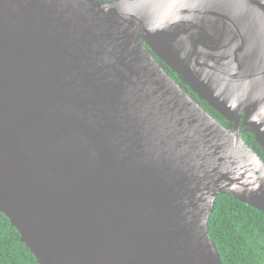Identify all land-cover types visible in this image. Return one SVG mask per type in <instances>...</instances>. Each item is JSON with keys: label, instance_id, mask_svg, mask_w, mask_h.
I'll return each mask as SVG.
<instances>
[{"label": "water", "instance_id": "1", "mask_svg": "<svg viewBox=\"0 0 264 264\" xmlns=\"http://www.w3.org/2000/svg\"><path fill=\"white\" fill-rule=\"evenodd\" d=\"M221 194L264 212V0H0V211L38 264H223Z\"/></svg>", "mask_w": 264, "mask_h": 264}, {"label": "trees", "instance_id": "2", "mask_svg": "<svg viewBox=\"0 0 264 264\" xmlns=\"http://www.w3.org/2000/svg\"><path fill=\"white\" fill-rule=\"evenodd\" d=\"M173 76L178 78L176 74ZM206 107L223 124H228L218 111L208 105ZM244 138L263 154L253 133L244 130ZM208 226L223 264H264V212L234 196L221 194ZM0 264H38L35 255L21 241L19 231L1 211Z\"/></svg>", "mask_w": 264, "mask_h": 264}]
</instances>
